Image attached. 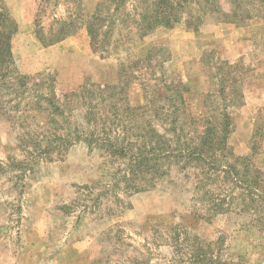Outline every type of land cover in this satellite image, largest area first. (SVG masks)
Listing matches in <instances>:
<instances>
[{
	"label": "rangeland",
	"instance_id": "rangeland-1",
	"mask_svg": "<svg viewBox=\"0 0 264 264\" xmlns=\"http://www.w3.org/2000/svg\"><path fill=\"white\" fill-rule=\"evenodd\" d=\"M101 1L82 0V11L91 14ZM3 3L18 23L12 39L15 66L30 87L0 80V264H194V248L211 253L218 264H264V227L252 213L235 207L214 214L198 190L195 170L174 166L165 177L155 174L151 187L144 178L129 180V159L112 157L99 143L51 146L56 132L66 133L68 125L60 112L52 117L53 107L39 97L47 92L51 74L76 125L84 106L65 96L85 83L116 85L118 107H99L110 116L104 131L115 137L125 130L129 140L140 142L148 123L127 112V105H145L162 93V84L183 81L189 86L185 112L202 128L206 109L219 113L220 98L205 106L209 91L218 88L217 67L242 60L238 74L246 72L244 103L231 108L229 142L237 155L248 154L264 111V19L235 24L215 17L196 31L180 24L145 37L131 22L119 21L101 55L93 51L85 27L48 46L36 35L37 18L48 30L53 19H69L80 11L77 0ZM135 4L129 0L127 9L134 12ZM155 109H146L149 119ZM257 162L264 166V153ZM137 184L150 187L136 191ZM224 194L228 191L215 199Z\"/></svg>",
	"mask_w": 264,
	"mask_h": 264
},
{
	"label": "trees",
	"instance_id": "trees-1",
	"mask_svg": "<svg viewBox=\"0 0 264 264\" xmlns=\"http://www.w3.org/2000/svg\"><path fill=\"white\" fill-rule=\"evenodd\" d=\"M128 1L103 0L95 11L85 15L82 0H77L80 11L69 19H53L48 30H45L40 24V18H37L36 35L43 45L48 46L74 34L79 27H85L93 51L103 55L110 43L109 33L119 21L131 22L139 36L145 37L160 27L172 28L180 24L196 31L209 18L215 17L220 22L235 24H245L258 17L264 19V0H136L134 12L127 9ZM17 30V21L3 0H0V80L10 78L12 83L9 86L28 88L30 85L27 76L19 73L15 66L12 39ZM240 69H244L242 60L235 63L226 61L221 67H217L218 88L209 91L205 106L220 98L218 106L221 109L217 108L219 113L206 109L202 128L194 121L195 118L185 112V92H189V86L183 81L162 84V93L148 100L145 105H127V112L140 115L148 123L142 135L144 139L140 142L129 140L125 130L124 136L115 137L104 131L110 116L99 107L104 104L109 105L110 110L118 107L114 100L116 85L85 83L66 95L65 100L74 96L84 106L82 121L74 125L71 114H66V102L58 97L56 79L50 74L47 92H39V97L46 98L48 105L53 107L50 109L52 117L60 112L68 125L66 133L56 132V139L51 142V146L60 141L64 142L65 149L76 142H85L89 146L99 143V147L112 157L129 159L132 174L129 180L144 178L145 183H152L151 187L155 185V174L165 177L174 166L184 171L195 170L197 184L200 185L198 190L207 197L209 209L214 214L229 212L235 207L233 211L252 213L254 222L260 228L264 227V166L257 162V158L264 153V111L261 110L255 123L248 154L237 155L229 142L234 130L231 108L244 103L241 84L246 72H243V76L239 75ZM131 76L134 77L133 74ZM94 91L98 92L97 105L93 104ZM116 100L119 102V98ZM149 105L156 107L155 114L150 119L146 112ZM138 109H142V112L136 111ZM53 121L57 123L56 120ZM154 168L161 170L151 173ZM213 173L217 178H212ZM145 187L137 184L134 190ZM223 191H228V194L216 200L215 196H220ZM229 195L230 200L227 202L225 198ZM235 199L238 202L233 204ZM210 245L211 243L208 246ZM190 257L194 264H218L212 254L202 248H194Z\"/></svg>",
	"mask_w": 264,
	"mask_h": 264
}]
</instances>
